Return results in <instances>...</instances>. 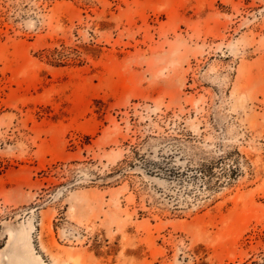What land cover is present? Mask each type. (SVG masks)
Instances as JSON below:
<instances>
[{
    "label": "rangeland",
    "instance_id": "374dc122",
    "mask_svg": "<svg viewBox=\"0 0 264 264\" xmlns=\"http://www.w3.org/2000/svg\"><path fill=\"white\" fill-rule=\"evenodd\" d=\"M0 264H264V0H0Z\"/></svg>",
    "mask_w": 264,
    "mask_h": 264
}]
</instances>
